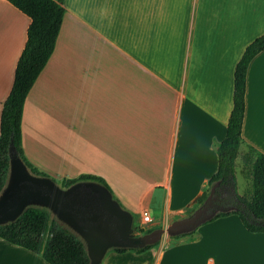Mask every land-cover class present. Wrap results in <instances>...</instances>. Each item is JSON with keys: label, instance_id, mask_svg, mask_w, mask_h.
I'll return each instance as SVG.
<instances>
[{"label": "crops", "instance_id": "0c3cea01", "mask_svg": "<svg viewBox=\"0 0 264 264\" xmlns=\"http://www.w3.org/2000/svg\"><path fill=\"white\" fill-rule=\"evenodd\" d=\"M55 50L23 114L28 159L57 178L103 176L135 219L166 227L219 166L234 72L264 33V0H64ZM31 19L0 0V119ZM241 147L264 153V50L247 71ZM102 264H264V233L237 215ZM0 264H50L0 237Z\"/></svg>", "mask_w": 264, "mask_h": 264}, {"label": "trees", "instance_id": "16d2710c", "mask_svg": "<svg viewBox=\"0 0 264 264\" xmlns=\"http://www.w3.org/2000/svg\"><path fill=\"white\" fill-rule=\"evenodd\" d=\"M7 1L25 13L31 22L28 27L25 46L16 65L12 89L1 112L0 194L9 178V149L13 140L19 156L32 173L50 177L63 188H68L78 182L102 184L126 208L103 176L82 173L72 178L55 179L26 156L23 148L25 102L35 81L55 50L66 8L64 0ZM262 50H264V33L246 47L241 59L236 64L233 109L226 136L217 146L219 166L215 174L209 179L203 196L197 200L193 210L194 212L205 203L212 188L218 183V186L223 190V192H219V202L222 208L206 223L221 217L237 215L245 228L254 233H264V153L253 146H249L243 155L242 172L246 178L251 180L249 196L240 195L236 191L235 165L240 147L245 142L242 129L246 111L247 71L253 58ZM155 228L143 232L146 233ZM195 231L172 238H178ZM0 237L42 255L50 264H91L82 237L53 218L48 210L42 207L30 205L15 221L0 225ZM159 243L160 241L142 248L115 247L113 249L118 252L135 250L140 253Z\"/></svg>", "mask_w": 264, "mask_h": 264}, {"label": "water", "instance_id": "95a60500", "mask_svg": "<svg viewBox=\"0 0 264 264\" xmlns=\"http://www.w3.org/2000/svg\"><path fill=\"white\" fill-rule=\"evenodd\" d=\"M9 154V178L0 194V225L15 221L30 205L47 207L82 237L91 264L102 263L108 250L115 247L142 248L161 241L164 236L190 233L221 210H210L217 183L205 203L192 215L174 220L166 227L134 235L133 213L107 187L96 182H78L63 188L50 177L32 173L13 140Z\"/></svg>", "mask_w": 264, "mask_h": 264}, {"label": "rangeland", "instance_id": "374dc122", "mask_svg": "<svg viewBox=\"0 0 264 264\" xmlns=\"http://www.w3.org/2000/svg\"><path fill=\"white\" fill-rule=\"evenodd\" d=\"M244 153H245L244 148L243 147H240L239 154H238V157L236 159V165H235V177H236L235 184H236V191L240 195L249 196L250 195V190H251V180L248 179V178H246L245 175L242 172V164H243V155H244ZM51 176L54 177L55 179H59V178H57V177H55L53 175H51ZM221 191L223 192L222 188L219 187V186H217L216 189H215V191H214V193H213V197L216 195L220 199L219 192H221ZM35 206L45 208L46 210H48V212L51 214V216L53 218H56L64 226H66V227L70 228L71 230H73L67 223H65L62 220L58 219V217L56 216V214L54 212H52L49 208L44 207V206H39V205H35ZM194 208H195V206H192V207L187 208L177 218L179 219V218H183L185 216L192 215L194 213L193 212ZM141 222H142V217H140V219H139L138 218V215H135V219H134V223H133V234L134 235H141V234H144V232H143L144 230H148V229L153 228V227H156V228L159 227V226H152V225H143ZM168 239H169L168 236H164L161 241L168 240Z\"/></svg>", "mask_w": 264, "mask_h": 264}, {"label": "built area", "instance_id": "2783aa9c", "mask_svg": "<svg viewBox=\"0 0 264 264\" xmlns=\"http://www.w3.org/2000/svg\"><path fill=\"white\" fill-rule=\"evenodd\" d=\"M141 217H142L141 223L143 225H150L154 223V219L151 217L150 213L147 210L142 212Z\"/></svg>", "mask_w": 264, "mask_h": 264}, {"label": "flooded vegetation", "instance_id": "af4514ba", "mask_svg": "<svg viewBox=\"0 0 264 264\" xmlns=\"http://www.w3.org/2000/svg\"><path fill=\"white\" fill-rule=\"evenodd\" d=\"M219 198L215 195L212 199H211V207H210V210L211 209H214V208H222V205L221 203L219 202Z\"/></svg>", "mask_w": 264, "mask_h": 264}]
</instances>
